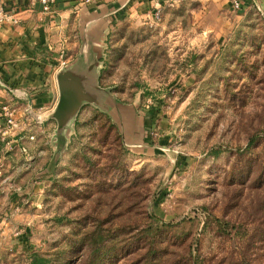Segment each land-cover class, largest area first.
Returning a JSON list of instances; mask_svg holds the SVG:
<instances>
[{
  "label": "rangeland",
  "instance_id": "rangeland-1",
  "mask_svg": "<svg viewBox=\"0 0 264 264\" xmlns=\"http://www.w3.org/2000/svg\"><path fill=\"white\" fill-rule=\"evenodd\" d=\"M203 1L103 35L99 85L139 114L136 144L95 103L4 104L0 264H86L71 242L101 229L103 264H264V0Z\"/></svg>",
  "mask_w": 264,
  "mask_h": 264
},
{
  "label": "crops",
  "instance_id": "crops-1",
  "mask_svg": "<svg viewBox=\"0 0 264 264\" xmlns=\"http://www.w3.org/2000/svg\"><path fill=\"white\" fill-rule=\"evenodd\" d=\"M186 3L190 0H57L51 14L26 0L11 4L10 12L17 21H9L0 31V112L12 100L35 108L54 106L60 100L57 76L61 71L74 100L106 107L121 126L125 140L137 142L143 134L139 114L121 106L99 85L103 35L128 10L144 14L152 7L148 15L154 19L157 8L162 9V15L168 7ZM211 4L204 0L202 7ZM61 48L67 65L60 68Z\"/></svg>",
  "mask_w": 264,
  "mask_h": 264
},
{
  "label": "trees",
  "instance_id": "trees-1",
  "mask_svg": "<svg viewBox=\"0 0 264 264\" xmlns=\"http://www.w3.org/2000/svg\"><path fill=\"white\" fill-rule=\"evenodd\" d=\"M252 143H254V141L251 140L248 147H251ZM104 220L103 223L108 221ZM109 233L110 231L102 229L94 230L92 232H85L78 244H76L75 241L71 242L70 250L74 249L80 252L87 250L88 258L86 259V264H103L104 259L107 258V253H111V251L115 248L114 246L107 245V239L110 237V235H108ZM153 253L155 256L156 252L154 251ZM49 262L50 259L44 255L33 253L30 264H49Z\"/></svg>",
  "mask_w": 264,
  "mask_h": 264
},
{
  "label": "built area",
  "instance_id": "built-area-1",
  "mask_svg": "<svg viewBox=\"0 0 264 264\" xmlns=\"http://www.w3.org/2000/svg\"><path fill=\"white\" fill-rule=\"evenodd\" d=\"M18 0H0V31L1 29L11 20L17 21L15 18L13 19V14L10 12L11 4L16 3ZM30 6H35L36 4H40L42 7V11L45 13H53L54 6L57 3V0H26ZM234 7L236 9L242 8L241 0H234ZM161 8H157L154 12V19L157 21L161 19ZM58 63L59 67H64L67 65V60L65 58L64 49L61 48L60 53L58 55ZM3 114L7 117V124L9 126H14V113L8 105H4L2 107ZM2 169H0V177L2 176Z\"/></svg>",
  "mask_w": 264,
  "mask_h": 264
},
{
  "label": "water",
  "instance_id": "water-1",
  "mask_svg": "<svg viewBox=\"0 0 264 264\" xmlns=\"http://www.w3.org/2000/svg\"><path fill=\"white\" fill-rule=\"evenodd\" d=\"M59 88H60V103L57 108V113L60 115V118H64L68 114H71L76 107L81 105V98L77 101L73 99V93L67 89V78L64 73H60L58 76Z\"/></svg>",
  "mask_w": 264,
  "mask_h": 264
}]
</instances>
